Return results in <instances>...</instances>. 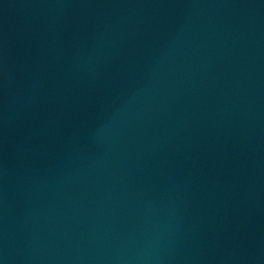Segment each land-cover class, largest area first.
I'll use <instances>...</instances> for the list:
<instances>
[{"label": "water", "instance_id": "1", "mask_svg": "<svg viewBox=\"0 0 264 264\" xmlns=\"http://www.w3.org/2000/svg\"><path fill=\"white\" fill-rule=\"evenodd\" d=\"M0 264H264V0H0Z\"/></svg>", "mask_w": 264, "mask_h": 264}]
</instances>
